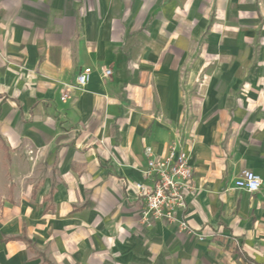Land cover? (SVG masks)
<instances>
[{
	"label": "crops",
	"instance_id": "1",
	"mask_svg": "<svg viewBox=\"0 0 264 264\" xmlns=\"http://www.w3.org/2000/svg\"><path fill=\"white\" fill-rule=\"evenodd\" d=\"M0 138V264H264V0H0ZM173 142L192 232L136 187Z\"/></svg>",
	"mask_w": 264,
	"mask_h": 264
},
{
	"label": "built area",
	"instance_id": "2",
	"mask_svg": "<svg viewBox=\"0 0 264 264\" xmlns=\"http://www.w3.org/2000/svg\"><path fill=\"white\" fill-rule=\"evenodd\" d=\"M93 70L84 68L76 77L72 89H83L92 79ZM112 69H104L103 76L110 77ZM69 97L65 93L63 98ZM146 154L149 156L146 169L143 171L145 181L136 182L140 197L145 200L143 218L149 220L164 219L177 224L181 230L192 232L188 222L180 219L178 214L185 211L187 193L195 190L194 168L190 163V154L180 147V143L173 142L169 145L165 156H154L153 148L147 147ZM263 185V180L254 171L244 170L236 180V186L250 193L258 192ZM204 239L202 235L199 237Z\"/></svg>",
	"mask_w": 264,
	"mask_h": 264
},
{
	"label": "trees",
	"instance_id": "3",
	"mask_svg": "<svg viewBox=\"0 0 264 264\" xmlns=\"http://www.w3.org/2000/svg\"><path fill=\"white\" fill-rule=\"evenodd\" d=\"M0 147L5 151V155L9 157L10 156L9 149L1 138H0Z\"/></svg>",
	"mask_w": 264,
	"mask_h": 264
}]
</instances>
